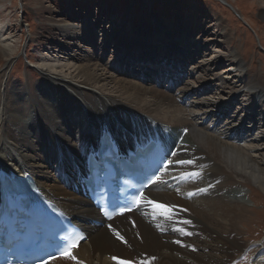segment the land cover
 <instances>
[{
    "label": "bare ground",
    "instance_id": "bare-ground-1",
    "mask_svg": "<svg viewBox=\"0 0 264 264\" xmlns=\"http://www.w3.org/2000/svg\"><path fill=\"white\" fill-rule=\"evenodd\" d=\"M127 1L120 34L114 30L98 34L99 23L89 19L81 29L64 18L59 24L51 21L60 50L70 46L94 50H86L88 55L81 59L62 57L71 78L45 71L42 82L34 81L36 75L25 84H9L7 72L13 59L0 52V172L33 177L48 199L84 224L98 215L73 187L89 146L97 151L96 135L109 131L127 148L157 135L165 139L166 128H173L169 138L179 131L184 134L171 138L167 164L142 196L171 208V218L144 202L103 227L86 226L88 238L72 251L77 259L71 264H264V240L253 246L252 255H243L248 248L237 227L245 224L249 210L243 192L236 188L244 185L251 191L254 186L264 196V80L245 70L236 49L225 54L229 58L222 71L225 77L213 73L189 50L165 55L169 40L162 31L176 20L153 17L154 5L160 1ZM102 5L106 10L108 2ZM66 7L69 12L71 3ZM69 14L65 18L73 16ZM201 22L197 23L203 29ZM222 23L209 25L213 37L209 42L225 39ZM133 25L148 31L144 44L126 36ZM180 25L174 27L179 43L186 46L188 36L194 42L201 40L197 25L191 23L188 31ZM158 33L163 36L159 40ZM109 45L115 50L108 67L100 60ZM169 67L178 68V73H169ZM185 69L198 81L188 86L182 80L185 72H179ZM233 72L239 78L230 84ZM111 84L115 96L105 92ZM209 91L215 98L206 95ZM234 103L243 110L235 109ZM253 150L261 160L251 155ZM68 259L49 264H68Z\"/></svg>",
    "mask_w": 264,
    "mask_h": 264
},
{
    "label": "rangeland",
    "instance_id": "rangeland-1",
    "mask_svg": "<svg viewBox=\"0 0 264 264\" xmlns=\"http://www.w3.org/2000/svg\"><path fill=\"white\" fill-rule=\"evenodd\" d=\"M103 1L108 2L106 10L101 7ZM157 1L160 2L154 5L153 10L157 13L154 12L153 17L164 18L167 21L176 20L175 23H171L170 28L166 26V30L162 31L166 41L169 40L168 44H165L166 47L161 46V48L165 47L163 48L165 55L167 51L189 50L192 54H198L199 60H203L213 73L225 77L227 75L222 71L229 65V58H225V54L236 49L235 51L238 52L244 63L245 70L259 75L264 80V0H175L174 4L169 3L175 6L164 2L172 0ZM162 1L163 3H161ZM67 2L71 3L69 12H67L69 10L66 7ZM129 4L127 0H0V22L2 23L0 30H3V32L0 31V52L13 59V64L7 72L11 80H9V84H25L30 76L36 77V75L34 81L39 82L43 80L44 74L42 73L45 71L71 78L72 74L68 67L66 68L68 63L62 60V57L67 56V60L81 59L88 55L86 50L89 52H94V50L85 46L81 48L82 50L74 46L68 47L65 51L60 50L58 47L60 43L58 44L54 40L59 37L53 33L56 28L52 26L51 21L55 20L54 23L59 24L60 20L64 18L70 20L68 24H71L74 29H81L84 21L89 19L99 23V28L96 30L98 34L104 30L108 32L114 30L116 34V32H121L119 30L120 19L123 18ZM101 9L103 12H99ZM70 12L73 16L70 19L65 18L64 15L69 16ZM200 20L203 23V29L197 23ZM217 20L223 22L222 28L225 30V39L221 43L209 42L213 38L209 25L213 26ZM177 22L182 25L180 26L184 31L192 29L191 23L193 26L197 25L196 34L200 32L198 35H201L199 37L201 40L198 39V42H194L195 38L188 36L186 46L179 43L178 37H176L178 31L174 29L175 26L178 28ZM136 26L133 25L132 29L129 28L126 36L144 44L143 40L148 31L142 26L139 27L140 24ZM223 29L219 30L222 31ZM215 32H218V28ZM33 33L35 35H31ZM157 35L159 36L157 40L163 37L160 33ZM205 41L206 43H204ZM114 50L115 47L109 45L108 53L100 60L102 64L109 67V63L113 62L114 59L112 57ZM216 50L221 51L222 54L218 55L215 53ZM2 60L3 57L0 54V61ZM169 68L166 69L171 71L169 73H178V68ZM179 72H185L180 77H184L182 80L186 81L188 86L198 81L196 75L191 74L188 69ZM236 75V72L229 75V77H233L230 78L231 80L229 79L230 84L238 80L239 76ZM177 86L174 90L177 89ZM105 92L115 96L112 84L108 86V90ZM206 95L213 99L215 93L209 91ZM233 107L239 111L243 110L242 106L237 103H234ZM256 116L260 115L256 114ZM166 131L170 136L173 133V128H166ZM182 134L184 132L179 131L171 138H179ZM240 142L242 145H247L245 140ZM262 142L264 146V140ZM251 155L258 160L262 159L255 150L251 152ZM236 188L243 192L249 210L245 224L237 227L240 231L241 241L248 248L243 255L248 256L253 254L251 253L254 249L253 246L264 240V196L260 192L258 193L254 186H251V191L244 185ZM65 263L71 264L72 260H65Z\"/></svg>",
    "mask_w": 264,
    "mask_h": 264
},
{
    "label": "snow or ice",
    "instance_id": "snow-or-ice-1",
    "mask_svg": "<svg viewBox=\"0 0 264 264\" xmlns=\"http://www.w3.org/2000/svg\"><path fill=\"white\" fill-rule=\"evenodd\" d=\"M185 161H181V163H184ZM187 163H191V161H188ZM192 175H196V174H192ZM157 180H159V177L156 178ZM201 191H204L203 189H201ZM142 196L143 194L141 193L140 196H138L135 200V203L139 206L141 205L142 203L144 202H147L149 203L150 205L153 206V211L156 212H160L162 215H166L168 218H171V208H166V206L164 205H161V204H158L154 201H144L142 200ZM131 209H121V213H123L124 211H130ZM112 217L109 216V219H111ZM185 223H188L187 221ZM133 226H135L133 224ZM110 229H111V226H109ZM114 231V234L117 235V237L119 239H121L122 241L124 240V238L122 236L119 235L118 232H115ZM177 243H179V241H177ZM78 246V240H72V241H69L66 246L62 249H60V255L61 256H64L65 258H70V259H73V260H76L77 258L74 256L73 252H72V249L77 247ZM56 258H59L55 255H51L49 257V260H52V259H56ZM113 259H117L116 257H114ZM44 264H49V261H45ZM119 264H131L130 261H119Z\"/></svg>",
    "mask_w": 264,
    "mask_h": 264
}]
</instances>
